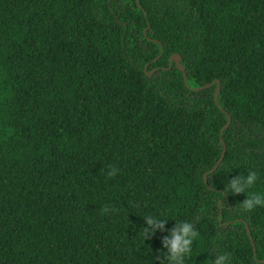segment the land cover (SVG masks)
<instances>
[{"label": "trees", "instance_id": "1", "mask_svg": "<svg viewBox=\"0 0 264 264\" xmlns=\"http://www.w3.org/2000/svg\"><path fill=\"white\" fill-rule=\"evenodd\" d=\"M249 169L264 191V0H0V264H161L175 220L188 264H264Z\"/></svg>", "mask_w": 264, "mask_h": 264}, {"label": "clouds", "instance_id": "2", "mask_svg": "<svg viewBox=\"0 0 264 264\" xmlns=\"http://www.w3.org/2000/svg\"><path fill=\"white\" fill-rule=\"evenodd\" d=\"M175 55L180 54L176 53L172 55L170 59L171 65L173 62L177 63L174 57ZM156 60H158V58ZM180 63L182 64V56ZM148 73L151 75L152 71ZM118 171V169L112 168L109 175L116 176ZM258 179V172L256 170L249 169L246 176L239 175L233 178L231 183L228 184L226 188V191L231 194H247L245 201L240 203L242 210L245 212H251L257 210L258 208H264V191H250V189L256 186ZM102 211L104 213H108L110 209L105 207ZM143 218L146 220V226L143 228L144 232L141 233V236L148 237L150 234H155L157 230L167 231L166 225L169 220V218H167V214H152L144 216ZM175 221L176 226L171 231L170 236H166L163 241L164 247L167 249V253L163 257H157V259L161 260V264H163L165 259L168 264H188V261L194 255V243L202 239L200 231L194 227L193 223L187 220L179 222L177 220ZM230 257L231 253H221L211 260V264H230Z\"/></svg>", "mask_w": 264, "mask_h": 264}, {"label": "water", "instance_id": "3", "mask_svg": "<svg viewBox=\"0 0 264 264\" xmlns=\"http://www.w3.org/2000/svg\"><path fill=\"white\" fill-rule=\"evenodd\" d=\"M174 57H175V60L177 62V65L180 67V69H182L183 71H185L184 66L180 63L181 56L180 55H175ZM219 91H220V86L217 87L216 98L218 97ZM248 231L250 232V228L249 227H248Z\"/></svg>", "mask_w": 264, "mask_h": 264}]
</instances>
